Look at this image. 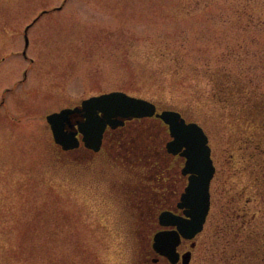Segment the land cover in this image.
<instances>
[{"label":"rangeland","instance_id":"374dc122","mask_svg":"<svg viewBox=\"0 0 264 264\" xmlns=\"http://www.w3.org/2000/svg\"><path fill=\"white\" fill-rule=\"evenodd\" d=\"M0 61V221L23 242L0 264H131L147 217L176 199L180 158L155 150L169 139L159 118L131 120L101 154L52 146L46 116L89 96L123 90L179 110L209 133L219 188L248 180L231 140L244 117L230 119L212 79L264 91V0H0ZM214 237L208 226L192 264Z\"/></svg>","mask_w":264,"mask_h":264},{"label":"water","instance_id":"95a60500","mask_svg":"<svg viewBox=\"0 0 264 264\" xmlns=\"http://www.w3.org/2000/svg\"><path fill=\"white\" fill-rule=\"evenodd\" d=\"M153 115L169 124L172 140L168 148L173 154H180L186 159L183 173L189 174V183L179 203L184 215L172 212L162 215L164 225L177 228L158 232L154 238L155 248L177 261L182 238H195L203 230L211 209V182L216 166L204 128L197 122H188L179 111L167 109L157 112L153 101L124 91L91 96L82 100L79 106L48 114L47 121L55 142L63 149L79 147L81 140L78 134L81 133L84 144L98 151L108 126L114 128L123 125L125 119ZM191 256V251L183 254L185 264L190 262Z\"/></svg>","mask_w":264,"mask_h":264},{"label":"trees","instance_id":"16d2710c","mask_svg":"<svg viewBox=\"0 0 264 264\" xmlns=\"http://www.w3.org/2000/svg\"><path fill=\"white\" fill-rule=\"evenodd\" d=\"M231 75L225 72L214 76L211 96L224 109H235L230 119L244 117L245 124L236 123L238 129H234L231 140L238 144V155L248 154L249 162L243 165L249 177L242 187L224 191L218 186L221 167L217 165L205 227H213L215 237L207 247L205 264H264V91L251 78ZM51 144L59 150L53 140ZM237 154L233 151L225 155V166L233 167ZM8 233V223L0 221V259L6 261L23 245L6 239Z\"/></svg>","mask_w":264,"mask_h":264},{"label":"flooded vegetation","instance_id":"af4514ba","mask_svg":"<svg viewBox=\"0 0 264 264\" xmlns=\"http://www.w3.org/2000/svg\"><path fill=\"white\" fill-rule=\"evenodd\" d=\"M29 28H30V26L25 29V48L23 49V51H21L22 55L25 56L26 58L28 57L27 51H28V48L30 46V39L28 36ZM5 59H6V56H4L2 60L4 61ZM1 61H0V63H1ZM31 61H33V58H31ZM28 72H29L28 68L23 70V75L25 78L28 77ZM74 106H76V105L69 106V107H74ZM60 109H62V108H60ZM131 120H133V119L126 120L124 125H121V126H118L115 128L108 127L106 132H105V135H104V141H103L102 147L98 152H94L92 149L88 148L83 143H81V145L74 150H76V151L79 150V152L80 151L83 152L84 157H88V155H90V154H96L97 155L99 153L100 154L103 153L104 149L106 148L107 143L109 141L118 139L119 135L122 134L121 131L125 130L126 127L129 126L128 123ZM122 132H124V131H122ZM139 135L140 136H138V137H140V138L142 137L144 140H145V138H147V135H143L145 138L143 136H141V134H139ZM79 138H81L80 133H79ZM149 139L151 140L152 138L149 137ZM155 139H152L153 143L155 145V150L156 149L158 150V147L162 146L163 147L162 152H164V154L168 155L169 158L179 157L180 158L179 162L183 163L181 166H180L179 162L176 165V168H179V169H177L178 170L177 172H178V179H180L179 180L180 181L179 182L180 188H179L178 193H174L177 196L176 199L170 201L172 203V205H166L165 207H160L159 210L154 211L153 213L150 214V218L147 217V219L152 220L154 224L152 227H149L148 229L145 230L146 231L145 244H143L140 251L136 255L137 260L134 259L133 261H131V264H185L184 259H183V254L190 251V250L193 252V255H192V259H191L189 264H192L193 258H194V253H195V250L197 248V246L192 247V244L195 241L194 239L193 240L192 239L191 240L182 239V242L178 246V250L180 251V258L177 261H173L168 256H166L165 254L159 252L154 246V237H155L157 232H159L161 230H168V229L174 228L173 226H166V225L162 224V221H161L162 213L166 212V211H171V212H174L177 214H183V209L179 206V203H180V199H181V194L184 191L186 185L188 184V177H189V174H183V172H182V168L184 165V158L180 155H174V154L170 153L167 150L166 142H165V145L164 144L161 145V143L156 142ZM181 181H183V182H181Z\"/></svg>","mask_w":264,"mask_h":264}]
</instances>
